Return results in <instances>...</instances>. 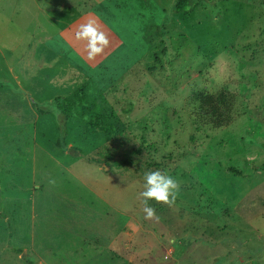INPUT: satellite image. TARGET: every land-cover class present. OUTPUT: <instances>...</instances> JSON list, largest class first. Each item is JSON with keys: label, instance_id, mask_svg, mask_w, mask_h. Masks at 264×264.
<instances>
[{"label": "rangeland", "instance_id": "rangeland-1", "mask_svg": "<svg viewBox=\"0 0 264 264\" xmlns=\"http://www.w3.org/2000/svg\"><path fill=\"white\" fill-rule=\"evenodd\" d=\"M108 1L103 17L135 43L124 19L132 7ZM174 1L139 3L151 51L129 77L94 76L89 87L75 77L72 99L79 87L87 99L61 147L50 99L65 90L43 75L65 64L48 55L51 66H38L34 0H0V85L13 65L20 81L0 89V264H264V168L254 169L264 164V0H197L171 14ZM221 89L237 97L234 120L195 121V95ZM97 115L114 134L92 125ZM123 159L130 165L117 166ZM156 170L179 192L171 203L149 201L156 216L145 219L144 175Z\"/></svg>", "mask_w": 264, "mask_h": 264}, {"label": "crops", "instance_id": "crops-1", "mask_svg": "<svg viewBox=\"0 0 264 264\" xmlns=\"http://www.w3.org/2000/svg\"><path fill=\"white\" fill-rule=\"evenodd\" d=\"M34 1L38 6V38H34L33 44L38 45L43 52L42 58L40 59L41 61H38V66L45 67L46 64L51 66L50 62L46 61L48 55L51 56L52 61H54V59H61L65 64V73H55L51 77L47 74L43 75L45 80L51 79L49 82L50 84L54 83L55 85L64 87V93L58 96L68 99L73 97L76 87V76L80 80H82L83 77L84 82L82 84H87L88 87L91 85L94 76H98L100 82L105 79L112 80L115 79V77H117L116 79L123 81L124 78L129 77L133 70L142 66L144 56L148 55L151 51V44L148 42L145 33L143 32V23L141 21L146 20L148 15L145 12H140L138 8L139 3H144L142 0H122L121 5H119V8L127 13L129 12L128 7H132L131 13H129L127 18L124 19L128 21V24L131 27L130 30L132 31L129 33L131 38L135 39V43L133 44L120 32V30L116 29L108 19L103 17L107 12L109 14L113 12L107 6L109 5L108 0ZM125 14L126 13H121L120 15L122 16ZM41 15L45 16L46 20L44 19V21L46 23L41 20ZM115 15H119L118 9ZM89 18L97 21L101 30L104 31L109 39V45L105 47L101 54H98L92 59H88L87 57L85 42L76 40L74 35L78 26L82 23H86ZM53 28H55V32L53 31ZM22 31L23 33L26 32L24 29H22ZM29 32H26V34L30 35ZM58 39L62 41V44H59ZM139 45H147V49L141 57L136 59V53L138 52L137 48H139ZM67 52H72L75 57L68 55ZM76 57L79 61L76 60ZM10 74L13 76V79L8 76L7 72V76L4 78L6 83L1 84L0 89L5 87L9 88L10 83L14 85L17 83L20 85L14 65L10 67ZM42 84L47 83L42 81ZM78 87L79 86H77V89ZM8 88L4 90L9 92V95L11 96L9 99L15 100L17 103L18 100L14 98V95H17L19 92L10 93V88ZM13 106V111L18 115V104ZM31 108L38 115V108L33 104H31ZM71 119L72 114L70 113L67 127H70Z\"/></svg>", "mask_w": 264, "mask_h": 264}, {"label": "trees", "instance_id": "trees-1", "mask_svg": "<svg viewBox=\"0 0 264 264\" xmlns=\"http://www.w3.org/2000/svg\"><path fill=\"white\" fill-rule=\"evenodd\" d=\"M198 3L197 0H175L172 7L170 8L171 14L173 13H189L193 7ZM117 77H115L116 79ZM80 95L76 99L65 98L62 96H57L53 99V102L57 103L58 110L53 111L57 118L61 129L62 138L59 139L58 145L61 147H66V144L61 142L63 137L67 135V122L70 117V113L75 108L78 103L86 102V93L83 87L79 89ZM237 104V97L234 93L226 89H221L217 92H199L195 95L193 99V111L192 117L195 121L200 122L203 125H209L212 128H222L228 126L235 118V109ZM133 102L130 101L129 107L122 110L123 112L129 113L132 109ZM38 108V106H37ZM40 112H44V108H38ZM92 125L96 126L103 133L114 134L116 126L113 122H105L101 119V116L97 115L95 121ZM72 154H81L83 151L81 149L75 148L74 146L69 148ZM92 160V159H90ZM93 161V160H92ZM117 166H129L130 162L127 160H122V162L116 163ZM224 167L229 169L231 172L242 173L238 166L232 162H226ZM264 168V164L255 166L256 170H261Z\"/></svg>", "mask_w": 264, "mask_h": 264}, {"label": "clouds", "instance_id": "clouds-1", "mask_svg": "<svg viewBox=\"0 0 264 264\" xmlns=\"http://www.w3.org/2000/svg\"><path fill=\"white\" fill-rule=\"evenodd\" d=\"M75 39L85 42V50L88 59H92L101 54L105 47L109 45V39L101 30L95 19L89 18L86 23L78 26L75 32ZM179 192L178 180L160 170L149 171L144 175V190L140 193L143 198L145 219L156 216L155 209L149 201L171 203L175 200Z\"/></svg>", "mask_w": 264, "mask_h": 264}]
</instances>
